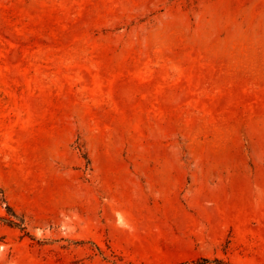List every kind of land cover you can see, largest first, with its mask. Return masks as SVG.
Returning <instances> with one entry per match:
<instances>
[{
  "label": "rangeland",
  "instance_id": "374dc122",
  "mask_svg": "<svg viewBox=\"0 0 264 264\" xmlns=\"http://www.w3.org/2000/svg\"><path fill=\"white\" fill-rule=\"evenodd\" d=\"M0 264H264V0H0Z\"/></svg>",
  "mask_w": 264,
  "mask_h": 264
},
{
  "label": "trees",
  "instance_id": "16d2710c",
  "mask_svg": "<svg viewBox=\"0 0 264 264\" xmlns=\"http://www.w3.org/2000/svg\"><path fill=\"white\" fill-rule=\"evenodd\" d=\"M12 222H14L13 220H12ZM202 262H209L210 261V259L209 258H207V257H203L202 259ZM218 260V259H217ZM220 262V261H219Z\"/></svg>",
  "mask_w": 264,
  "mask_h": 264
}]
</instances>
